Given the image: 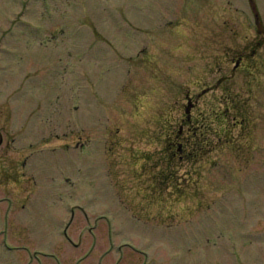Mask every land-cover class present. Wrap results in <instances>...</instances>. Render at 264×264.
I'll list each match as a JSON object with an SVG mask.
<instances>
[{"label": "rangeland", "instance_id": "rangeland-1", "mask_svg": "<svg viewBox=\"0 0 264 264\" xmlns=\"http://www.w3.org/2000/svg\"><path fill=\"white\" fill-rule=\"evenodd\" d=\"M0 264H264V0H0Z\"/></svg>", "mask_w": 264, "mask_h": 264}, {"label": "flooded vegetation", "instance_id": "flooded-vegetation-1", "mask_svg": "<svg viewBox=\"0 0 264 264\" xmlns=\"http://www.w3.org/2000/svg\"><path fill=\"white\" fill-rule=\"evenodd\" d=\"M259 22L257 21V29H258V27H259ZM238 60H240L241 61V64H239V62L238 61H236V64L235 65H237V67L236 68H238L239 67V65H241L242 66V63L243 62H249V56L246 58V60H245V58L244 57H238ZM245 60V61H244ZM175 145H176V151H171L172 152V154H173V157L176 155V153H181V155H184L185 156V152L187 151V147H186V141H185V143L184 144H173L172 146L173 147H175Z\"/></svg>", "mask_w": 264, "mask_h": 264}]
</instances>
